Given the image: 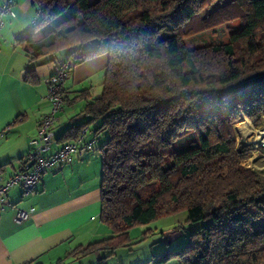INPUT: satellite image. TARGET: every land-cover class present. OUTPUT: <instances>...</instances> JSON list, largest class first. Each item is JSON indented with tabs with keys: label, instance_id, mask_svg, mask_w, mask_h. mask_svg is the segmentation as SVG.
Masks as SVG:
<instances>
[{
	"label": "trees",
	"instance_id": "1",
	"mask_svg": "<svg viewBox=\"0 0 264 264\" xmlns=\"http://www.w3.org/2000/svg\"><path fill=\"white\" fill-rule=\"evenodd\" d=\"M32 1L38 20L19 39L30 60L107 55L101 92L76 97L86 120L58 138L74 140L89 124L106 136L100 221L110 236L76 252L111 255L132 226L185 211L188 222H210L152 255L154 264H264V171L245 168L249 148L234 137L244 118L262 128L264 0ZM232 19L240 27L226 43L186 47L188 35Z\"/></svg>",
	"mask_w": 264,
	"mask_h": 264
},
{
	"label": "crops",
	"instance_id": "2",
	"mask_svg": "<svg viewBox=\"0 0 264 264\" xmlns=\"http://www.w3.org/2000/svg\"><path fill=\"white\" fill-rule=\"evenodd\" d=\"M14 5L16 16H6L0 30V175L3 178L29 160L30 140L36 137L39 120L50 107L46 80L59 61L67 58V53L62 51L65 54L58 58L48 55L30 60L19 39L38 20V12L32 0H14ZM48 30L36 31L34 39ZM106 64L107 55L99 54L73 65L69 71L64 83V104L53 128L49 153L73 141H58V138L69 126L86 120L81 113L86 101L76 97L85 91L88 100H92L101 92L96 86L102 89ZM92 126L87 125L84 141L93 140L94 151L78 153L68 162L51 166L31 194H24L17 185L7 192L9 206L0 212V264H66L68 258L81 255L76 252L79 248L110 236L109 229L100 221L102 166L98 148L106 136H95ZM30 207L34 211L25 220H14L17 210ZM102 257H98L97 264ZM102 261L107 264L105 259Z\"/></svg>",
	"mask_w": 264,
	"mask_h": 264
},
{
	"label": "rangeland",
	"instance_id": "3",
	"mask_svg": "<svg viewBox=\"0 0 264 264\" xmlns=\"http://www.w3.org/2000/svg\"><path fill=\"white\" fill-rule=\"evenodd\" d=\"M240 27L239 19H232L220 25L210 27L201 30L197 33L188 35L184 39V43L187 48L193 49L202 47L212 43H226L228 41L229 33L236 31ZM65 54V52H60L55 55V57H60V55ZM97 87L99 92L101 89ZM262 128L264 129V116L261 118ZM246 122L250 123L253 128L252 123L248 119H243L242 121L235 123L239 126L242 134H239V138H236L237 142H241L243 145L249 148V157L247 158L244 166L247 169H258L264 171V166L260 165V159H264V143L260 144L253 137V141L249 142L251 134L246 129ZM92 125V124H91ZM94 128V124L92 126ZM257 129V128H256ZM257 129V130H260ZM101 138V134L97 135ZM193 136H185L179 139L175 143L177 150L183 149L189 143V140ZM259 143V144H258ZM253 154L260 156L255 158V161H251L250 158ZM262 162V161H261ZM210 220L198 221L191 223L187 221V214L185 211H180L175 214L165 215L159 217L148 224H137L132 226L127 230L129 239H125L123 246L120 245L113 254H109L105 250L92 251L84 255H74L70 259L68 258L66 264H97L98 257L104 256L107 264H132V263H146L154 264L152 260V255L159 253L165 248H171L176 250L178 246L187 239L188 235L195 231L202 225H207ZM95 252H100L96 255ZM98 256V257H97ZM160 264H180L178 257H172L168 261Z\"/></svg>",
	"mask_w": 264,
	"mask_h": 264
},
{
	"label": "built area",
	"instance_id": "4",
	"mask_svg": "<svg viewBox=\"0 0 264 264\" xmlns=\"http://www.w3.org/2000/svg\"><path fill=\"white\" fill-rule=\"evenodd\" d=\"M6 16L15 17L14 0H2L0 5V30ZM73 67L71 58L60 61L53 74L47 82L46 99L50 107L38 124L36 137L30 140L31 152L29 160L21 164L20 168L7 178L0 175V212L9 204L7 203V192L14 186H20L24 194H31L36 190L42 177L47 170L56 163L68 162L72 156L85 151H94L93 140L84 141L87 128H83L76 139L65 142L49 153L54 139L53 128L59 120V113L64 104V83L69 71ZM34 211V207L28 210L19 209L14 214V220L21 222ZM140 264V263H133ZM146 264V263H142Z\"/></svg>",
	"mask_w": 264,
	"mask_h": 264
},
{
	"label": "bare ground",
	"instance_id": "5",
	"mask_svg": "<svg viewBox=\"0 0 264 264\" xmlns=\"http://www.w3.org/2000/svg\"><path fill=\"white\" fill-rule=\"evenodd\" d=\"M246 129L249 131V134H251V136H249V142L256 139L260 144L264 143V129L257 130L256 128H253L248 122H246ZM259 164L264 166V161H260Z\"/></svg>",
	"mask_w": 264,
	"mask_h": 264
}]
</instances>
